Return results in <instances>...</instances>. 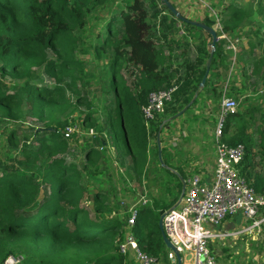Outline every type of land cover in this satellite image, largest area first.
I'll use <instances>...</instances> for the list:
<instances>
[{
    "label": "trees",
    "instance_id": "16d2710c",
    "mask_svg": "<svg viewBox=\"0 0 264 264\" xmlns=\"http://www.w3.org/2000/svg\"><path fill=\"white\" fill-rule=\"evenodd\" d=\"M111 2L0 0V133L1 124L12 119L27 117L43 124L23 133L20 146L17 132L11 131L9 145L20 148L14 158L0 162V264L10 258L17 264H132L131 254L120 251L130 235L158 264H171L159 220L161 212L179 200L186 177L171 166L177 147L163 146L160 127L203 100L213 101L217 111L232 61L218 41L206 84L201 87L210 58V36L179 21L160 0H122L121 7L107 8ZM219 7L224 31L229 36L242 34L249 39L251 55L260 47L264 55V40L254 43L250 28H245L254 8L224 6L223 0L214 4ZM94 19L107 22L93 32L97 27L92 24ZM208 19L206 15L202 22ZM179 25L186 32L183 37L178 36ZM84 36L94 40L85 41ZM192 45L196 56L186 64L183 75L174 68L172 54L178 50L185 54ZM78 47H83V53L92 48L99 56H112L106 71L113 94L108 122L98 123L94 114L98 110H92L89 103L79 124L81 132L65 118L73 107L71 95L78 103L87 100L78 90L79 84L84 85L82 64L75 59ZM124 66L128 78L122 75ZM263 74L264 56L254 57L250 84H257ZM172 85H178L174 100L162 118L147 126L142 108L149 95ZM261 122L264 112L260 104L240 108L226 119L222 141L244 146L240 172L256 193L264 195ZM68 126L75 132L67 137ZM90 130L95 132L92 136L80 135ZM74 148L81 149L84 162H75ZM123 158H130L126 173ZM114 173L125 185L127 180L141 183L152 176L158 185L169 182V189L177 190V195L170 201L166 195V199L148 198L147 205L137 208L135 225L130 228L128 220L115 214L124 205L117 196L126 187L116 185ZM99 177L101 181L94 183L93 178ZM90 183L95 190L92 209L82 204ZM42 187H47L44 196Z\"/></svg>",
    "mask_w": 264,
    "mask_h": 264
},
{
    "label": "rangeland",
    "instance_id": "374dc122",
    "mask_svg": "<svg viewBox=\"0 0 264 264\" xmlns=\"http://www.w3.org/2000/svg\"><path fill=\"white\" fill-rule=\"evenodd\" d=\"M169 1H171L172 3L177 5L179 7V11L181 13L189 16L192 20L202 22L207 15L208 18H210L209 20L213 21L215 19L216 14H218V17H220V20H221L222 8L221 7L214 8V4L219 3V0H169ZM121 2H122V0H112V2L107 6V8H110L113 5L121 7V4H120ZM223 2H224V6H227L229 4H236L238 6L245 8V9H250L253 7L254 8L253 14H252L249 22H247L245 28L246 29L250 28V31H251L250 40L251 41L255 42V40H258L259 38L261 40H264V0H223ZM100 19H101V16H100L99 20ZM99 20L94 19L92 21V24L97 23V27H94L92 30L93 32H95V31L97 32V30L100 29V26L107 22L106 20H103V21H99ZM214 22H215V20H214ZM178 29H179L178 36L179 37L185 36L184 34H182V32H184L186 34L184 29L182 27H178ZM256 34H258L257 35L258 37H256ZM204 35L206 37H208V35L206 33H204ZM239 38L241 40L244 39L242 34H240V33H239ZM83 39L85 41H89V42H92L94 40L93 37L91 39H87L85 36L83 37ZM193 43H196V41L195 42L193 41ZM239 45L241 46V42L239 43ZM193 46L194 45H192L193 49L191 51H186L185 54L182 53L183 51H179V52L175 53V55H174V53L172 54V56H173L172 61H173L174 68L180 70L181 74H183V75L185 73L186 64L193 62L195 59L196 50ZM263 46H264V43H263ZM195 47H196V45H195ZM223 48H224V44H223ZM224 51L230 57L229 52L226 51L225 48H224ZM166 55L168 56V55H170V53L168 51H166ZM257 56L260 57L261 55H259V54L255 55V57H257ZM111 57L112 56L110 55V53H105V54L99 56L98 53L95 52V50H93L92 48L90 50H88L87 52H84V53H83V47L77 48L75 59L82 64L83 74H81V77L83 78V83H84V85L83 84L78 85V90L83 92V95L86 96V98L89 102H87V100H86L85 102L78 103L76 101L75 95H73V96L71 95L70 99L72 100L73 107L67 113L65 118L68 119V121L72 124L76 123L77 128H79V130H80L79 124L83 121L84 117L87 114V111H88L87 106L89 103H92L94 106L92 110H94V111L98 110V113H94V114H96L95 119L97 120V122L101 123L103 125H104V123L108 122V113H109L110 109H112V107H113V94L111 93V91L109 90V87H108V79L109 78H108V76H106V71L109 69V63L111 61ZM238 59L239 58L237 57L236 61ZM230 61H232V59ZM235 63L232 62L231 66H230V72L227 76V82L225 85V89L227 88L228 93L231 90L238 92L237 95L242 93V96H240V98H239L241 100H239L236 97V95H234L235 96L234 99H236V98L238 99V100L237 99L236 100L240 103L239 109L240 108L244 109V108H246L248 101L255 100L257 98V97H253L252 94H254L257 91L262 89L263 86L262 85L258 86V85H259V82H260V84L261 83L264 84V74H263V79L259 78L258 83L254 84L255 86L253 85V87H252V85H251V88H248L247 91H249L250 93H248L246 91L244 92V90L238 91L236 89V87L234 86L235 82L238 79L241 81H244L245 83H248V82L251 83V81H249V78L250 79H252V78H251V74H250L251 71H249V67H247L248 70L245 68L247 62L245 63L244 67L239 66L238 71H235L237 65L234 68V70L232 68L233 64L235 66ZM237 73H238V75H236ZM122 75H124L126 78H128V76H129V74L126 73V71H125V66L123 67ZM10 81H11V78L8 77L7 82L9 83ZM128 81L130 83L129 79H128ZM251 97H253V98H251ZM210 102L213 106L216 105L215 103H213V101H210ZM209 112H210V114H212L211 110H209ZM216 112L217 111H215V107H214L213 113H216ZM195 118H197L195 116V107H192L190 112H184L180 117H178L176 119V121L180 123L179 125L182 128H186V130H182L181 133H179L177 128L172 127L170 122H168L166 124L167 125L166 130L163 129V131L161 133V139L162 140L166 139V134H167L166 131L168 130V134H172L171 139L174 138L173 142L184 141V138L189 137L190 133H192L191 129L193 128L192 124L194 123L193 119H195ZM173 121H175V120H173ZM183 123H185V124H183ZM261 123H263V122H261ZM1 126L3 129H2V132L0 133V162H7L8 157L14 158L16 156L19 148H20V147H17L18 144L16 147L9 145L8 140H9V136H10L11 131L17 132V137L20 140V142H19V146H20V143L23 145V142H24V141H22V139H23L22 134L23 133L29 132L31 130L30 129L31 127L42 128L43 124L37 122L35 119L26 117V118L17 119V120L12 119L7 124H5V123L1 124ZM199 126L200 127L202 126V129L200 130V132H203L202 130L204 129L205 133L204 132L203 133L207 135L208 129H211V132H214V129L216 127V120L213 116H209L206 119H204L202 124ZM263 126H264V123L261 124V127H263ZM80 132H81V130H80ZM91 132H94V131L93 130H90L89 132L84 131L80 135H82V137H83V135L90 137V136H92V135H90ZM186 132H187V134L185 135L184 133H186ZM200 134H201V136L199 137L200 139H198V141L203 138V134L202 133H200ZM255 136H256V138H258L257 134ZM206 137H209V135H207ZM177 139H178V141H177ZM190 144H191V142H190ZM208 144L210 146V144H211L210 141L208 142ZM166 145H170V139H167L166 141L163 140V146L165 147ZM190 146H192V144ZM172 147H177V146L173 144ZM112 153H113V156H117L114 151H112ZM74 154L76 155L75 162L77 164H79L80 162H84L85 156H84V154L80 148H76L74 151ZM189 157L195 158L196 155H190ZM122 163L125 166L123 168V171H124V173H126L128 167L130 166V158H123ZM258 170H259V167H258ZM113 177H114V182L116 183V185L119 188L126 187V189H123L121 191V193L118 194V196H117V201L122 202L124 205H122L119 208V210L115 213L116 216L119 217L124 222L128 220L130 211L134 207L139 208L138 202H139L141 195H146L147 198L152 199V200L154 198H160L161 196L163 198H165V195H166L168 198V199L165 198L166 201H170V199L172 197L177 195V190L171 192V190L169 189V186H170L169 182L167 184L164 182H161V184L158 185V183L156 184V181L154 179H151L152 176H149V180L147 178H145L141 183L137 180H131V181L127 180L126 185L121 180H119L116 173L113 174ZM105 179H106V176H105ZM127 179H128V177H127ZM100 181H101L100 177L99 178H93L94 183H99ZM107 183L108 182L105 181V184H107ZM46 188L47 187H42V190H41L42 196L45 195ZM182 190H183V188H182ZM94 191H95L94 185H93V183H90L89 188H88V193L86 194V197L82 202L83 205L88 206L90 209H92V207H93L92 195H93ZM165 211H167V210H165ZM263 213H264V209H262L260 211V214L257 217L258 221H260L264 218ZM251 224H252V221H245V220L243 221L242 218L240 216H238L236 218V223H233L232 226L236 225L237 227H241V226L245 227V226H250ZM261 224H260V227H257L254 231L252 230L251 234H248L245 237L239 238V240L237 242H239V241L243 242L244 247H242L241 250H239L240 252L238 251L239 254H237V255L234 254V256H233V255L228 254L229 257L233 256V258L235 256H237L231 260L234 263L227 262L230 260V258L227 259V256H226L227 254L223 253V251H222L224 248H226L227 250L230 251V249L232 248L231 244H233V242L226 241L227 242L226 247L217 246V244H216L215 250H216V252L221 253L219 255L222 256V257L217 256V263H219V264H264L263 260L259 261V262L254 261L253 257H251V253H249L252 251L256 255H258L260 252L263 251L262 250L263 248L261 246H264V221ZM247 247H248V249H247ZM231 252H233V250ZM248 254L250 256H248ZM182 257L184 258L185 264H191L192 256L190 253L185 252L182 254Z\"/></svg>",
    "mask_w": 264,
    "mask_h": 264
},
{
    "label": "built area",
    "instance_id": "2783aa9c",
    "mask_svg": "<svg viewBox=\"0 0 264 264\" xmlns=\"http://www.w3.org/2000/svg\"><path fill=\"white\" fill-rule=\"evenodd\" d=\"M210 19V18H209ZM213 25L219 41L229 52L232 62L237 59V48L242 41L239 36H229L223 29L222 22L215 15ZM213 20V21H214ZM182 34L185 35L184 32ZM178 85L169 89L153 92L149 95L148 104L142 108L146 125L156 118H162L166 107L174 100ZM225 89L220 103L219 113L216 116V127L213 132L214 166L211 174L206 178L199 174H191L183 180L184 195L182 200L172 211L166 212L163 220L165 234L181 255L188 252L192 256L191 264H218L217 255L213 250L215 242H224L229 238H240L251 234L264 218L258 221L260 211L264 209V195H260L249 185L241 174L240 168L245 157V148L242 145L233 147L222 141L224 126L228 116L239 111L240 103L228 97ZM166 123V122H165ZM160 127V135L164 129ZM75 132V128L68 126L65 135L68 137ZM149 203L146 195H141L138 206ZM137 208L130 211L128 225L133 228L137 217ZM240 216L245 221H252L235 232L223 231V224L228 218ZM262 218V217H261ZM262 225V224H261ZM123 255L131 254L132 264H158L157 258L143 252L134 237L128 236L126 242L120 246ZM171 264H177L175 252L168 250ZM17 260L10 258L5 264H17Z\"/></svg>",
    "mask_w": 264,
    "mask_h": 264
},
{
    "label": "crops",
    "instance_id": "0c3cea01",
    "mask_svg": "<svg viewBox=\"0 0 264 264\" xmlns=\"http://www.w3.org/2000/svg\"><path fill=\"white\" fill-rule=\"evenodd\" d=\"M178 27H180V25ZM237 51H238L237 57L239 56L238 57L239 59L236 61L235 66H234V64L232 66V68L234 70V68L237 65L235 71H238L239 66L244 67L245 63L247 62L245 68L247 69V67H249V71L252 72V61H253V58L255 57V55H258V54L261 55L260 57L257 56V58H261L264 56L261 47L256 48L254 50V55H251L249 39H246V38L242 39L241 46L238 45ZM177 52H179V50L174 52V55ZM236 75H238V73ZM251 85L252 84H250L249 82L245 83L244 81H241L239 79L234 84V86L236 87V89L238 91L244 90V92L246 91L248 93H250V92L247 90H248V88H251ZM261 85L263 86L262 89L257 91L256 93L252 94L253 97H257V98L255 100L248 101L247 106H246L247 108H248V106L258 107L260 104L261 110L264 111V84H262V83L260 84V82H259L258 86H261ZM252 87H253V85H252ZM246 88H247V90H245ZM227 93H228V90H227ZM237 93L238 92L231 90L228 94L229 95L233 94L232 98H235L234 95H236V97L239 99L240 96H242V93L239 95H237ZM253 97H251V98H253ZM239 100H241V99H239ZM214 107L215 106H213L211 104L210 100H208V101L203 100L197 107H195V116L197 118L193 119L194 123L192 124L193 125V128L191 129L192 133H190L191 137L188 135L189 137L184 138V141L181 142L179 140L180 142H173L174 138L171 139L172 134H168V130L166 131L167 132L166 139H163V140L166 141L167 139H170V147L173 146V144L177 146V150L175 151V153L177 155L176 159L177 158L181 159V161H179L178 159L172 160L171 166L173 168H175V170L177 169L176 170L177 172H178V170L183 172V174L186 178L191 174H199V175L207 178L211 174L210 173L211 169H213V166H214V156H213L214 151H213V139H212L213 138V132H211V129H208L207 135H209V137H206L207 135L204 134L205 133L204 129L202 130L204 133L200 132V130L202 129V126L200 127L199 125H201L203 120L209 116H213L215 118V120L217 119L216 116L219 113V109L217 110L216 113H213ZM209 110L212 111V114H210ZM176 119H174L175 121H173V120L166 121L165 125L168 122H170L172 127L177 128L178 132L181 133V131L186 130V128H182L179 125L180 123L177 122ZM183 124H185V123H183ZM166 127H167V125L164 126V130H166ZM200 133L203 134V138L198 141V139H200L199 137L201 136ZM184 134L186 135L187 132ZM186 139H190V140L187 141ZM177 141H178V139H177ZM209 141L211 143L210 146L208 144ZM190 142H191L192 146H190L191 145ZM190 155H196V157L191 158V157H189ZM176 171H175V173H177ZM233 223H236V218H228L224 222L222 230L231 233V232H235V231H238V230H241L242 228H244V226H241V227H237L236 225L232 226ZM242 237H245V236H242ZM238 240H239V238H229V239L225 240L224 242H215L212 245L213 250L217 256L222 257L221 255H219L221 253H218L215 250L216 244H217V246L226 247V245H227L226 241L233 242V244H231L232 248L230 249V251L227 250L226 248H224L222 251H223V253L227 254L226 255L227 259L230 258V260L227 262L234 263L231 261L232 259L237 257V256H235L233 258L234 254H236V255L239 254V252H240L239 250H241V248L244 247V243L241 241L237 242ZM261 247L263 248L262 249L263 251L260 252L258 255H256L252 251L249 252V253H251V257H253V260L256 262L262 261L264 259V246H261ZM247 249H248V247H247ZM167 250H169V249H167ZM232 250H233V252H231ZM228 254L233 255V256L229 257ZM248 256H250V255L248 254Z\"/></svg>",
    "mask_w": 264,
    "mask_h": 264
},
{
    "label": "water",
    "instance_id": "95a60500",
    "mask_svg": "<svg viewBox=\"0 0 264 264\" xmlns=\"http://www.w3.org/2000/svg\"><path fill=\"white\" fill-rule=\"evenodd\" d=\"M160 1L164 4L165 7H167V9L179 21H183V22H186V23H188V24H190L192 26L198 27V28L202 29L208 36H210V38H211L210 58H209L208 63L206 65V67H207L206 76H205V78L203 79V81L201 83V87H204V85L206 84V81H207V77H208V74H209L210 67H211L213 53L215 51L216 44L219 41L217 33L214 30V28H213L214 21H211V20L208 19L206 21V23H203V22H199V21H195V20H191V19H185L182 16L181 12L174 7V5H173V3L171 1H169V0H160ZM182 114H183V112L179 113L177 116H175V119L180 117ZM183 189H184V187H183ZM183 195H184V190H182L180 198H179V200L176 202V204L174 206H172L167 211L163 210L161 212L160 220H159V228H160V231H161V234H162V238H163L164 244H165L167 249L172 250L173 252H175L176 258H177V264H182V258H181V255L176 251V249L172 246V244L168 240V238H167V236L165 234V231H164L163 220H164L165 213L175 209L177 207V205L180 203V201L182 200Z\"/></svg>",
    "mask_w": 264,
    "mask_h": 264
}]
</instances>
